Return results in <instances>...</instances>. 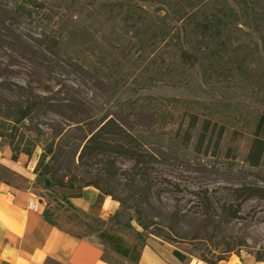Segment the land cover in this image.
<instances>
[{
	"label": "rangeland",
	"instance_id": "obj_1",
	"mask_svg": "<svg viewBox=\"0 0 264 264\" xmlns=\"http://www.w3.org/2000/svg\"><path fill=\"white\" fill-rule=\"evenodd\" d=\"M1 4L0 112L11 114L9 108L32 95L41 99L40 108L18 123L16 132L35 137L34 129L40 128L55 136L53 143L63 152L54 166L55 180L62 177L68 186H46L34 173L43 137L29 159L31 167L26 173H17L0 161V181L26 192L30 202H36L57 227L89 240L102 241L99 234L105 230L137 247L148 238H158L174 243L205 264L241 253L264 257V162L257 168L244 163L251 129L242 121L243 115L233 110L215 113L211 116L217 122L214 133L207 132L198 146L199 122L192 130L191 143L184 148L172 135L179 124L182 129L186 127L190 110L186 104H173L174 123L166 126L162 117H126L119 112L122 101L152 95L206 104L231 102L249 115L258 106L250 88L236 80L206 85L193 70L185 84L167 85L159 80L143 89L121 88L114 93L93 70L58 50L47 49L41 26L15 22L6 11L10 8L6 1ZM208 112L201 109L200 120ZM107 113L149 134L148 147L156 157L146 176L136 173L132 161L118 155H103L101 161L78 164L77 145L81 147L92 126L90 121L95 123ZM221 125L226 129L215 149ZM0 139L7 142L4 137ZM89 182L111 195L102 196L84 210L73 204L72 195ZM255 186L262 190L256 191ZM252 192L262 195H249ZM104 197L118 203L105 218L99 214ZM103 256L120 263L107 251Z\"/></svg>",
	"mask_w": 264,
	"mask_h": 264
},
{
	"label": "trees",
	"instance_id": "obj_2",
	"mask_svg": "<svg viewBox=\"0 0 264 264\" xmlns=\"http://www.w3.org/2000/svg\"><path fill=\"white\" fill-rule=\"evenodd\" d=\"M5 1L10 7L6 11L11 19L41 26L42 42L47 49L58 50L68 59H75L93 70L114 93L121 88L143 89L159 80L167 85L185 84L191 79L193 70L206 85L218 80L243 82V87L250 88L255 95L258 105L249 115L231 102L206 104L152 95H137L122 101L119 112L125 113L126 117L151 115L156 120L162 117L166 126L174 123L173 104H186L190 109L186 127L182 129L179 124L172 138L187 148L192 141V130L199 122L201 133L197 145L201 146L206 133L211 135L216 130L217 122L213 121L212 115L237 111L251 129V143L244 163L257 168L264 162V0ZM151 5L156 6L151 8ZM35 97L32 95L9 108V115L0 112V137L7 139L13 159L20 153L30 159L43 137L42 150L33 171L46 186L67 187L68 181L62 177L55 180L54 166L63 155L53 143L55 136H49L40 128L34 129L35 137L20 136L16 132L17 124L25 122L40 108L41 99ZM201 109L209 112L200 120ZM90 124L81 147L77 145V149L80 148L79 165H86L91 160L101 161L103 155H118L132 161L136 173L141 176L149 173V164L156 155L149 150L148 133L138 130L132 123H123L112 113L104 114ZM225 129L224 125L219 126L215 149ZM89 185L99 190L97 201L104 195H111L97 183L89 182L82 184L72 196H80L83 188ZM254 189L261 191L262 187L255 186ZM249 195L262 194L252 192ZM99 236L118 252L114 242L122 241L121 237L106 230ZM174 254L180 259L186 258L178 250H174ZM255 258L264 261V257Z\"/></svg>",
	"mask_w": 264,
	"mask_h": 264
},
{
	"label": "crops",
	"instance_id": "obj_3",
	"mask_svg": "<svg viewBox=\"0 0 264 264\" xmlns=\"http://www.w3.org/2000/svg\"><path fill=\"white\" fill-rule=\"evenodd\" d=\"M0 161L17 173H26L31 167L23 153L13 159L10 146L1 139ZM98 194V189L89 185L72 202L87 210L97 201ZM117 207L116 201L104 197L99 214L105 218ZM114 244L118 252L101 240H89L57 227L38 205L31 207L26 192L0 181V264H116L103 256L106 251L120 262L118 264H205L174 243L158 238H148L138 247L123 238ZM174 250L186 258L180 259ZM215 264H264V261L241 253Z\"/></svg>",
	"mask_w": 264,
	"mask_h": 264
},
{
	"label": "built area",
	"instance_id": "obj_4",
	"mask_svg": "<svg viewBox=\"0 0 264 264\" xmlns=\"http://www.w3.org/2000/svg\"><path fill=\"white\" fill-rule=\"evenodd\" d=\"M31 207H36V202H31Z\"/></svg>",
	"mask_w": 264,
	"mask_h": 264
}]
</instances>
